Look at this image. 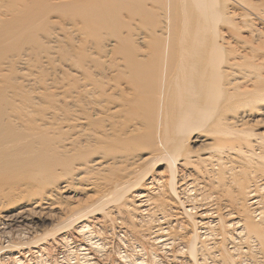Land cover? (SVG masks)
I'll return each instance as SVG.
<instances>
[{
  "label": "bare ground",
  "instance_id": "6f19581e",
  "mask_svg": "<svg viewBox=\"0 0 264 264\" xmlns=\"http://www.w3.org/2000/svg\"><path fill=\"white\" fill-rule=\"evenodd\" d=\"M41 218L0 251L118 220L168 259L264 264V0H0V238Z\"/></svg>",
  "mask_w": 264,
  "mask_h": 264
},
{
  "label": "rangeland",
  "instance_id": "374dc122",
  "mask_svg": "<svg viewBox=\"0 0 264 264\" xmlns=\"http://www.w3.org/2000/svg\"><path fill=\"white\" fill-rule=\"evenodd\" d=\"M88 196H93V194H89V195H85V193H79L76 198L74 197L71 201H65V200H62V204L65 205V206H68V207H74V206H77L79 203H84L87 199H88ZM66 203H65V202ZM73 202V203H72ZM59 215H57V217H59ZM54 222V223H53ZM56 221H51V220H46V219H36L35 223L33 224L34 226V229L33 230V233L31 230H25L24 232H22L21 234L19 233L18 235L21 237V239H19L20 237L14 232H10L8 233L7 235H5L4 237H1L0 238V248L1 247H5L4 245L8 246V245H13V244H24V243H28V242H31L33 241L35 238H37L38 236L40 235H46L45 233L47 234H50V231L52 233V230H55L54 229V226H55V223ZM112 223V224H111ZM119 221L118 220H114V222L112 221H105V222H99L98 224L97 223H93V225L91 224V230L90 232L91 233H88L87 234V239L83 240L82 242V238H78L77 240V236L76 234H74L72 231L71 232H67L66 233V238L64 239V235L62 236L63 238L61 239H64L61 241V239H55V240H50L49 243L47 245L44 246L45 249H42V247H39V248H35V249H32L31 251L28 250V252H25L27 250H23L24 253H21L23 251H20V252H16L15 254H6L4 252H1L0 251V264H18L19 262V259L20 261H22V264H80L79 262H81V264H193V262L190 261V259H188V254L186 251H184L183 253H180L181 251H179L176 246L173 247L172 249V253L175 255V257H170L169 259L168 258H165L164 256L162 257L161 254L159 255L158 253L156 254L155 252V248L151 246H149V243L145 240L143 242L141 241H138V240H135L134 239V236L132 235H128V238H127V235L123 234V233H120L119 234V230L117 228V225H120L118 224ZM4 224V223H3ZM97 224V225H96ZM109 224V226L107 225ZM95 225V228L93 227ZM99 225V226H98ZM4 226V225H3ZM99 230H98V228ZM108 226V227H107ZM111 226L113 227L111 229ZM102 227V228H101ZM104 227V228H103ZM13 229H15V227H12ZM11 228V229H12ZM102 229V231H100ZM105 229V230H104ZM108 231H107V230ZM114 229V230H113ZM116 229L118 231H116ZM113 230V232H112ZM30 231V232H29ZM35 231V233H34ZM98 232L97 234L94 233V232ZM105 231V232H104ZM100 232V235H102V233L104 235L100 236V237H103L104 239H100L98 237V234ZM108 232V233H107ZM31 233V234H30ZM72 233V234H71ZM107 233V234H106ZM112 233V234H111ZM113 233H115L113 235ZM10 234V235H9ZM24 234V237L23 235ZM26 234V235H25ZM34 234V235H33ZM186 234V233H185ZM188 234V232H187ZM9 235V236H8ZM15 235V236H14ZM33 235V236H31ZM72 235V236H71ZM120 237H119V236ZM125 235V236H124ZM93 236V237H91ZM107 236H110V237H107ZM130 236V237H129ZM28 237V238H27ZM30 237V238H29ZM126 237V239H125ZM4 238V239H3ZM15 238H18V239H15ZM25 238V239H24ZM120 238V239H119ZM81 241H80V240ZM107 239V240H106ZM125 239V240H124ZM133 239V240H132ZM17 242H16V241ZM24 240V241H23ZM68 240V241H66ZM109 240V241H108ZM132 240V241H131ZM135 240V241H134ZM26 241V242H25ZM90 241V242H89ZM95 241V242H94ZM101 241V242H100ZM105 241V242H103ZM66 242V243H65ZM88 242V243H87ZM94 242V243H93ZM100 244H98V243ZM111 242V243H110ZM138 242V243H137ZM145 242L147 243V245L145 244ZM10 243V244H9ZM13 243V244H12ZM92 243V247L93 245L96 246L99 245V248L100 246H102L100 248V250L98 249V254L95 250H91L89 249V244ZM96 243V244H95ZM141 243V244H140ZM144 243V245H143ZM50 244V245H49ZM105 246H104V245ZM139 244V245H138ZM67 245V246H66ZM76 245V246H75ZM141 245H143L142 247H144V250L142 249V247H140ZM146 245V246H145ZM82 246V247H81ZM107 246V247H106ZM148 246V247H147ZM78 247V248H77ZM89 247V248H88ZM97 247V246H96ZM147 247V248H146ZM152 249H149L151 248ZM16 248H20V247H16ZM105 248V249H104ZM141 248V249H140ZM172 248V247H171ZM176 248V250H175ZM65 249V250H64ZM150 253H149V251ZM35 252H34V251ZM37 250V251H36ZM104 250V251H103ZM147 250V251H146ZM175 250V251H174ZM33 251V252H32ZM41 251V253L39 252ZM42 251H44L42 253ZM107 252V254L105 255V253ZM146 251V252H145ZM179 251V253H178ZM87 252V253H85ZM104 252V253H103ZM145 252V254H143ZM153 252V253H151ZM18 253V254H17ZM38 253V254H37ZM90 253V254H89ZM98 255L96 256L95 255ZM137 253V254H136ZM151 255V256H149ZM177 253V254H176ZM36 254V255H35ZM41 254V255H40ZM78 254V255H77ZM81 256H80V255ZM88 254V257H90L91 259L90 260H87L88 257L85 258L84 255H87ZM94 254V256H93ZM102 254V255H101ZM136 254V255H135ZM141 254V255H140ZM154 254V255H153ZM15 255V256H14ZM27 255V256H26ZM76 255V256H75ZM92 255V256H91ZM122 255V256H121ZM143 255V256H142ZM145 255V256H144ZM157 255V256H156ZM181 255H183V257H181ZM5 256V257H4ZM11 256V257H10ZM121 256V257H120ZM127 256V258H126ZM138 256V257H137ZM155 257V258H152V257ZM16 257H18V261L15 260L17 259ZM39 257V259H38ZM45 257V258H44ZM97 257V259H96ZM134 257V258H133ZM147 257V258H146ZM15 260H13V259ZM36 258V259H35ZM81 258V259H79ZM93 258V259H92ZM107 258V259H106ZM123 258V260H122ZM144 258V259H143ZM178 260H176V259ZM180 258V259H179ZM31 259V260H30ZM76 259V260H75ZM79 259V260H78ZM101 259V260H100ZM103 259V260H102ZM125 259V261H124ZM135 259V260H134ZM150 259V260H149ZM152 259V260H151ZM166 259V261L164 260ZM12 260V261H11ZM34 260V261H33ZM68 260V261H67ZM87 260V262L85 261ZM93 260V261H92ZM100 260V261H99ZM143 260V261H142ZM30 261V262H29ZM41 261V262H39ZM43 261V262H42ZM92 261V262H91ZM134 261V262H133ZM148 261V262H147ZM17 262V263H16ZM26 262V263H25ZM36 262V263H35ZM39 262V263H38ZM76 262V263H74ZM90 262V263H88ZM99 262V263H98ZM131 262V263H130ZM167 262V263H165ZM252 264L253 261H247L246 264ZM21 264V262L19 263ZM255 264V263H253Z\"/></svg>",
  "mask_w": 264,
  "mask_h": 264
}]
</instances>
